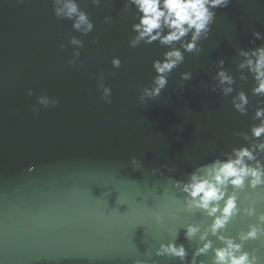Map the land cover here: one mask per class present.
<instances>
[{
  "label": "water",
  "instance_id": "water-1",
  "mask_svg": "<svg viewBox=\"0 0 264 264\" xmlns=\"http://www.w3.org/2000/svg\"><path fill=\"white\" fill-rule=\"evenodd\" d=\"M77 2L95 26L87 36L55 17L52 0H0V264H180L156 255L171 240L184 245L190 261L198 237L186 238L187 225L211 221L186 209L173 181L223 159L245 143L234 133L257 122L260 98L251 93L250 74L239 80L236 65L238 48L264 43L251 42L253 31L264 33V0H231L215 9L201 52L184 53L165 89L144 101L139 96L155 76L152 61L166 49L158 42L128 47L137 21L134 7L124 10L125 0H102L99 7ZM109 15L113 22L103 23ZM70 36L85 44L75 65L67 63ZM113 57L120 68L112 67ZM221 59L236 77L234 89L248 95L247 115L233 109L235 91L227 97L212 91ZM101 71L112 89L110 104L97 87ZM185 71L191 79L181 81ZM41 93L59 103L37 105ZM133 157L142 167L134 168ZM238 196L241 209L258 200L257 212L264 211V188L245 186ZM250 222L255 217L238 214L225 233L235 236ZM253 248L264 259V236L246 242V251ZM211 255L197 259L211 264Z\"/></svg>",
  "mask_w": 264,
  "mask_h": 264
},
{
  "label": "clouds",
  "instance_id": "clouds-1",
  "mask_svg": "<svg viewBox=\"0 0 264 264\" xmlns=\"http://www.w3.org/2000/svg\"><path fill=\"white\" fill-rule=\"evenodd\" d=\"M17 3L23 4L24 0H17ZM230 3L231 0H125L124 10L134 7V19L137 21L131 25L134 35L127 40L128 47L134 49L141 43L150 45L158 42L166 49L160 58L152 61L151 67L155 76L151 86L142 88L140 101L160 95L168 84L169 74L184 62V53L201 52L199 42L208 38L211 26L216 20L215 9L226 8ZM91 4L99 7L102 0H91ZM52 6L55 17L71 21L75 32L87 36L94 30L93 21L77 0H52ZM102 22L111 24L113 18L110 15L105 16ZM252 37V43H255V40L264 41V33L259 31H253ZM68 43L73 46V50L67 63L75 65L85 44L76 36H70ZM98 43L99 40H92L93 45ZM59 48L64 49L65 45L61 43ZM237 53L240 58L236 65L240 73L239 80L247 81L249 77L245 72L250 74L253 80L251 93L260 98L252 117L257 122L250 125L248 132L234 133L245 143L223 153V159L216 158L199 166L186 181H173V187L185 194L186 209L200 210L211 221L204 226L187 225L186 238L192 241L198 237L190 261H187L188 251L183 244L177 245L174 240L160 243L156 255L178 259L180 264H205V261H198L197 258L209 252L212 253L211 264H264V259L257 255L258 248L245 250L246 242L264 236V211L257 212L258 200H253L243 209L238 204V190H244L245 186L253 190L258 186L264 188V43L250 50L238 48ZM111 65L113 68H120L121 59L113 57ZM217 68L213 77L217 83L212 91L219 89L225 97L235 91L236 94L231 98L232 107L240 115H247V93L242 89H234L236 77L224 68L223 59L218 62ZM96 75L97 87L102 90L101 99L110 104L112 89L105 84L102 71ZM191 75V71L182 72L181 81L190 80ZM183 87L184 85H181L182 91ZM27 95L31 97L33 89L29 88ZM36 103L43 108H49L55 107L59 101L41 93L36 97ZM38 111L39 108L33 105V114ZM187 158L185 155V159ZM130 163L136 169L142 167L136 157H133ZM241 213L247 217H255L256 222L248 223L246 229H241L235 236L226 234V226L233 217ZM157 222H160L159 216ZM210 237H215V241ZM147 255L151 257L150 253ZM134 264H149V259H136Z\"/></svg>",
  "mask_w": 264,
  "mask_h": 264
}]
</instances>
